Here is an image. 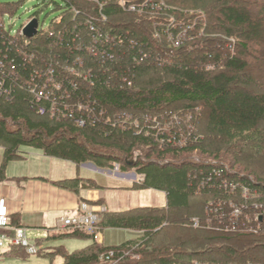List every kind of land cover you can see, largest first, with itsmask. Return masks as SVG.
Wrapping results in <instances>:
<instances>
[{
  "label": "trees",
  "instance_id": "trees-1",
  "mask_svg": "<svg viewBox=\"0 0 264 264\" xmlns=\"http://www.w3.org/2000/svg\"><path fill=\"white\" fill-rule=\"evenodd\" d=\"M62 1L48 29L29 39L4 21L19 3L0 0V183L7 165L34 149L77 167L119 164L143 176L132 189L162 191L167 204L101 212L102 229L139 237L117 247H57L47 254L51 264L56 256L62 264H95L109 249L140 256L135 264H264L263 6L151 0L149 11L137 14L115 2ZM90 19L102 28L95 35ZM165 113L181 121L189 115L191 126L180 132L141 123ZM87 183L102 189L80 177L55 185L79 193ZM223 215L242 226H209L208 218ZM65 232L59 238L94 240Z\"/></svg>",
  "mask_w": 264,
  "mask_h": 264
},
{
  "label": "rangeland",
  "instance_id": "rangeland-1",
  "mask_svg": "<svg viewBox=\"0 0 264 264\" xmlns=\"http://www.w3.org/2000/svg\"><path fill=\"white\" fill-rule=\"evenodd\" d=\"M2 1L5 3L6 2L19 3L20 5L16 13H14L13 15H6L4 17L6 27H11L12 31L15 33L21 31L22 26L28 23L30 21L29 19L33 18L34 16L38 17V21L41 29L43 30L48 29L52 20H54L56 17L60 15L61 10H59L60 8L58 9V7L59 6L62 8L64 7V2L62 0H2ZM257 1L258 4L263 6L264 8V0H257ZM256 10L259 11V8ZM262 17L264 19V14L262 15ZM185 28H187V26H185ZM180 30L184 31V27H182ZM232 41L233 43H236L235 39H233ZM234 54H237V56L240 57H244L243 52L239 48L234 49ZM260 74L261 73H256V75H260ZM262 76L264 77V73ZM262 84H263L262 81H260V86H262ZM104 113L106 114L105 111ZM90 115H92V113ZM121 118L124 119L123 122L127 123L128 126L133 121L132 120L133 116L130 114H126ZM191 121H192V117L189 115L184 118V121H181L180 118L177 116L168 119L165 113L163 115L162 114L159 115L158 118L155 117L153 118V116L151 117L149 115H147L146 117L144 116V123L143 122L141 123L150 126L151 122H153L154 123L153 127L158 129L159 127H161V125L163 128L164 125L168 124L170 128L174 126L177 128L178 131L183 132L184 131L183 125L191 126L190 124ZM155 122H157V124H155ZM197 133H199V131H197ZM32 150L34 149H31V151ZM0 158H1V150H0ZM56 163H57L56 164L57 167L53 165V172H56L57 168L59 169L62 168V172H65V170L68 169V167H70L69 165H71L73 167L72 172L68 174H70L69 176L72 177L76 176L77 166L75 167L73 164L62 160L56 161ZM88 165L95 167L96 169L95 172H99V169L101 171L102 170L105 171L103 173L107 177H105V180L103 179L104 184L114 185L113 184L114 178H120L119 175H123V172L120 170L121 168L119 164H115V166L112 169L110 168L101 169L96 167L95 164L90 162L86 163L85 166ZM47 166H49V162H45L41 158L30 155L26 160L11 161L6 168V174L8 177H11L12 174L25 176L26 175L25 173L34 172L36 169H40L41 167L46 168ZM89 170H92L91 172H94L92 168L91 169L89 168ZM126 173H131V175L127 176L131 178H133V175L135 174L134 178L136 179L135 181H137L136 183H140L143 180V176L139 177L135 171L129 170V172ZM123 179L126 180V177H124ZM85 187L87 188H80L79 192L82 193L89 192L88 195L91 197L89 199H84L83 201H81L79 203V207L82 203L87 202L89 204V207H91L94 211H98V212L107 211V208L118 209L122 207L133 208L139 206L162 207L165 204V199L163 198V196L162 197L158 196L161 194L152 190L137 192L138 190L135 189L122 190V189L109 188L106 190L103 189V192L101 194L103 195V197L99 198V196H97L96 193H94L96 192V190L99 189L89 188L90 185L88 183L85 184ZM246 192L247 190H245V193ZM232 212H234V210ZM27 216H28L27 220L29 224L28 226L30 227L29 229H27L28 239L32 245H36L39 249H41L39 251L40 254L30 255L25 249L15 247L13 248L16 249L15 253L13 251L12 253L8 252L9 254L0 256V264H51V258H49L50 256L47 254L54 251L57 247H64L68 252H74L88 247L93 243V241L96 242L95 240L92 239H83V238H64V237L59 238V235L66 233L65 232L66 230L63 229L61 226L62 225L61 219L64 217H61L59 219V223L55 229H52L51 232H47L45 229L39 228L43 225L42 223H40V219L37 215L30 214ZM208 219L210 221L213 220L212 224L208 222L209 226H213V227H220L219 224L224 223L227 228L234 229L236 227V229H238V225L242 226L243 224L242 222L238 224L235 220L231 221V219L230 218L228 219L226 215H223L221 219L219 217L218 222L217 221L214 222L213 218L211 219L208 218ZM97 234H98L97 235L98 242L102 243V245L105 247L120 246L123 243L127 242L128 240L135 239L140 235L139 233L131 230L102 229L101 226H98ZM62 263H63V259L60 256H56L53 259V264H62ZM197 264H209V263L200 262Z\"/></svg>",
  "mask_w": 264,
  "mask_h": 264
},
{
  "label": "crops",
  "instance_id": "crops-1",
  "mask_svg": "<svg viewBox=\"0 0 264 264\" xmlns=\"http://www.w3.org/2000/svg\"><path fill=\"white\" fill-rule=\"evenodd\" d=\"M0 150L1 163L3 148L0 147ZM24 151L27 154L25 155V158L21 160H26L28 156L32 155L41 158L45 162H49V166H47L46 168L41 167L40 169H36L34 172L25 173V176L12 174L11 177H8L6 174L7 180L0 183V204L3 207L4 213L8 215L10 220H12V222H15L16 220V222L19 224L18 227L24 228L26 230L30 228L28 226L29 224L27 215L32 214L39 217L40 223H42L43 225L39 228H43L47 232H51L52 229H55L57 227L59 219L61 217H68L73 215L74 212L78 209L79 203L84 199H89L91 197L88 195L89 192L75 193L73 191L59 188L55 185L56 182L77 177L83 179H93L102 188L94 192L97 196H99V198L103 197V195H101L103 189L106 190L109 188H113L132 190L133 185L137 182L134 178L135 174L133 175V178H131L127 177L128 175H131V173H123V175H119L120 178H114V185L104 184L103 179L105 180V177H107L103 173L105 172L104 170L101 171L99 169V172H95V167H92L91 165L85 166L86 164H83L79 167H76L74 163L65 160L62 161L71 163L76 167V176L72 177L69 176L70 174H68L72 172L73 167L71 165H69L70 167H68L65 172H62V168H57V171L55 170L56 172H53V165L57 167L56 161H59L61 159L48 157L43 152L37 150L31 151V149H25ZM89 168H92L94 172H91L92 170H89ZM138 176L141 177L142 175L138 174ZM124 177H126V180L123 179ZM146 190L151 191L152 189ZM146 190H138L137 192ZM152 191L161 194L158 196H163V198L165 199L164 206H166V194L162 191ZM133 208H107V211L119 212L130 210ZM98 244L102 245V243Z\"/></svg>",
  "mask_w": 264,
  "mask_h": 264
},
{
  "label": "built area",
  "instance_id": "built-area-1",
  "mask_svg": "<svg viewBox=\"0 0 264 264\" xmlns=\"http://www.w3.org/2000/svg\"><path fill=\"white\" fill-rule=\"evenodd\" d=\"M87 2H93L98 5L100 8L109 2H115L118 4L124 11L145 14L149 11L151 0H84ZM38 18H31L30 21L22 26L20 34L23 35V29L31 22V20ZM101 24L106 22V17L102 16L99 19ZM60 22V19L57 21ZM99 23V22H98ZM98 23L94 20H88L86 25L89 26V30L94 35L100 32L98 28ZM41 30L40 24L38 21L37 33ZM12 33H15L11 31ZM24 36V35H23ZM25 37V36H24ZM38 112L44 114V110L39 108ZM82 124V122H79ZM232 186V185H230ZM100 211H94L87 202H84L80 207L74 212L73 215L64 217L61 219L62 228L66 231H82L86 234L92 235L96 243L98 242V226L101 221ZM194 224L197 226L198 221L195 220ZM19 247L25 249L30 255L39 254V249L36 245H32L27 236V230L24 228H14L10 224V218L3 211V207L0 204V256L11 251L13 248ZM129 251H119L116 249H109L106 252L99 255L98 260L95 264H135L134 260H140V256H131ZM197 264V263H196Z\"/></svg>",
  "mask_w": 264,
  "mask_h": 264
},
{
  "label": "water",
  "instance_id": "water-1",
  "mask_svg": "<svg viewBox=\"0 0 264 264\" xmlns=\"http://www.w3.org/2000/svg\"><path fill=\"white\" fill-rule=\"evenodd\" d=\"M38 21L32 20L22 31L26 38H33L37 34Z\"/></svg>",
  "mask_w": 264,
  "mask_h": 264
}]
</instances>
